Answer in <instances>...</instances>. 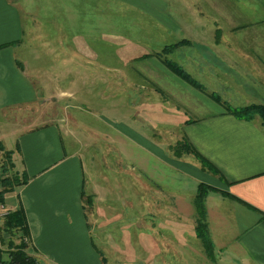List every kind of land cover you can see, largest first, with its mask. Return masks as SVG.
Returning a JSON list of instances; mask_svg holds the SVG:
<instances>
[{"label": "rangeland", "instance_id": "1", "mask_svg": "<svg viewBox=\"0 0 264 264\" xmlns=\"http://www.w3.org/2000/svg\"><path fill=\"white\" fill-rule=\"evenodd\" d=\"M36 3L41 31L25 18L18 62L86 166L83 201L105 264H222L195 234L196 183L174 163L190 155L182 128L192 109L264 104V0H73L71 14ZM136 133L170 166L136 145ZM9 172L0 157V178Z\"/></svg>", "mask_w": 264, "mask_h": 264}, {"label": "crops", "instance_id": "2", "mask_svg": "<svg viewBox=\"0 0 264 264\" xmlns=\"http://www.w3.org/2000/svg\"><path fill=\"white\" fill-rule=\"evenodd\" d=\"M43 1L69 7L66 14L74 7L73 0ZM86 1L104 4V0ZM42 17L36 0H0V143L11 152L13 168L7 176L26 179L4 195V204L8 212L22 207L29 231L27 253L40 264H105L93 243L83 201L86 166L77 150L67 149L56 114L42 112L38 89L18 62L25 18L40 32ZM62 63L68 65L66 59ZM191 111L196 118L183 124V136L209 167L193 154L174 164L194 179L195 190L203 183L200 177L179 169V164L206 173L213 182L207 185L217 189L208 193L205 203L215 258L222 264H264V124L257 116L240 120L211 107ZM139 139L136 145L170 166L162 148ZM0 234V249L16 244L8 232Z\"/></svg>", "mask_w": 264, "mask_h": 264}, {"label": "trees", "instance_id": "3", "mask_svg": "<svg viewBox=\"0 0 264 264\" xmlns=\"http://www.w3.org/2000/svg\"><path fill=\"white\" fill-rule=\"evenodd\" d=\"M183 43H186V41H183ZM164 64L172 73L181 77L192 86L198 87V85L195 84L184 72V70L180 68L176 63L165 61ZM215 99L217 100V98ZM227 111V113L234 116L235 118L246 121H250L254 117L258 116L264 124V104H253L240 108H228ZM188 147V149L184 150L185 154L195 155L196 159H198L204 167H209L206 160L202 156H200L199 153L193 150L190 144ZM0 153H2L4 160L8 163V169L11 171V169L13 168L11 152L5 151L1 143ZM25 181L26 179H19L15 174L0 178V202H4V195L6 193L12 191L14 187L22 185L23 183H25ZM215 191H217V189L205 183H200L196 188L194 197V207L197 214L195 234L203 246L205 255L211 260H214V246L212 240L209 237L204 199L205 197H207L209 192ZM226 194L224 193V195ZM3 229L5 232H8L9 235L10 232H19L21 235L19 237V243L12 245L10 247L11 249H0V264H40L36 257L27 253V249L29 246V231L22 207H19L17 210L9 212L6 215L3 222Z\"/></svg>", "mask_w": 264, "mask_h": 264}, {"label": "built area", "instance_id": "4", "mask_svg": "<svg viewBox=\"0 0 264 264\" xmlns=\"http://www.w3.org/2000/svg\"><path fill=\"white\" fill-rule=\"evenodd\" d=\"M8 210L4 204V202H0V222L3 221L8 214Z\"/></svg>", "mask_w": 264, "mask_h": 264}]
</instances>
